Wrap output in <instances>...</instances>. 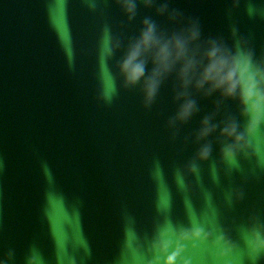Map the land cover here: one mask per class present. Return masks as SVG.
<instances>
[{
    "label": "water",
    "instance_id": "water-1",
    "mask_svg": "<svg viewBox=\"0 0 264 264\" xmlns=\"http://www.w3.org/2000/svg\"><path fill=\"white\" fill-rule=\"evenodd\" d=\"M135 3L130 20L116 0H0V259L7 264H156L154 242L168 238L180 249L177 264H250L241 231L264 219V125L239 167L229 166L216 133L195 140L216 97L193 92L199 111L170 125L175 77L145 106L141 87H125L116 63L144 18L163 32L177 26L157 14L161 4L181 23L198 20L201 40L222 37L232 47L243 37L260 57L264 0ZM116 40L122 47L109 56ZM223 111L238 116L234 102ZM205 142L210 156L195 159Z\"/></svg>",
    "mask_w": 264,
    "mask_h": 264
},
{
    "label": "clouds",
    "instance_id": "clouds-1",
    "mask_svg": "<svg viewBox=\"0 0 264 264\" xmlns=\"http://www.w3.org/2000/svg\"><path fill=\"white\" fill-rule=\"evenodd\" d=\"M116 3L130 20L134 17L135 0H116ZM143 3L151 7L153 0H143ZM156 12L158 15L167 13L168 19L177 26L170 32H163L150 17L144 18L139 32L128 39L116 63L123 85H139L145 106H149L164 81L174 76L178 82L174 94L177 109L169 120L170 125L186 122L199 111L193 92L205 98L216 97L213 111L199 122L195 140L206 141L216 133L222 138L219 142L220 160L239 167L238 157L246 154L252 136L264 125V55L256 57L243 37L236 38L232 47L222 37L201 40L198 20L181 23V14L176 10L169 11L167 4H161ZM232 36L236 37L235 29ZM121 47L120 40L109 41L106 52L111 56ZM105 99L110 101L111 95ZM228 101L235 103L238 116L223 111ZM218 115H222L219 120L216 119ZM211 151V143H202L195 159L206 160ZM190 170H197L195 163ZM184 235V232L180 233L181 238ZM193 235H201V230L194 227ZM241 237L250 264H258L264 255V219L254 217L242 228ZM153 246L159 253L156 264H177L180 249L174 246L171 238L157 240ZM0 264H7V261L0 259ZM183 264L189 262L183 261Z\"/></svg>",
    "mask_w": 264,
    "mask_h": 264
}]
</instances>
